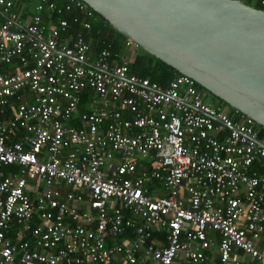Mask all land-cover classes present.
Returning <instances> with one entry per match:
<instances>
[{
  "label": "built area",
  "instance_id": "obj_1",
  "mask_svg": "<svg viewBox=\"0 0 264 264\" xmlns=\"http://www.w3.org/2000/svg\"><path fill=\"white\" fill-rule=\"evenodd\" d=\"M30 2L0 0V264H264L256 123L62 36L83 1Z\"/></svg>",
  "mask_w": 264,
  "mask_h": 264
},
{
  "label": "water",
  "instance_id": "obj_2",
  "mask_svg": "<svg viewBox=\"0 0 264 264\" xmlns=\"http://www.w3.org/2000/svg\"><path fill=\"white\" fill-rule=\"evenodd\" d=\"M81 1L144 52L264 129V10L235 0Z\"/></svg>",
  "mask_w": 264,
  "mask_h": 264
},
{
  "label": "trees",
  "instance_id": "obj_3",
  "mask_svg": "<svg viewBox=\"0 0 264 264\" xmlns=\"http://www.w3.org/2000/svg\"><path fill=\"white\" fill-rule=\"evenodd\" d=\"M25 3V8H29L31 14H34V3L30 2V0H23ZM245 4L254 7L255 9L264 10V6L260 5V3L255 0H242ZM254 3V4H252ZM28 10V11H29ZM97 20L92 24L91 29L88 32L81 30V21L84 20L83 17L77 18V22H73V19L76 18L74 13L72 14H63L62 17L69 21V29L65 33H61L62 36H66V34H70L72 37H75L76 34L81 31L83 32V39L89 43L91 47L92 53L97 56L102 51H108L111 54L110 60L113 63H120L125 60L128 64L129 71L141 78H148L151 82L157 83L161 88H165L169 82L176 76L179 75L174 69L165 65L160 60L156 59L154 56L144 52L141 48L136 49H128L125 47V42L127 38L122 34L118 33L115 29H113L103 18L98 16L94 12ZM50 19L51 21L54 18L50 15L44 16V24H46V19ZM4 21V17L0 13V23ZM60 42L63 44L69 45L70 42L66 41L64 37L59 38ZM124 57V58H122ZM5 70H15V68L4 67ZM198 91H200L204 100H207V95L211 96L201 87L196 85ZM217 103L222 105L224 108H229V112L227 114L231 117L233 116L234 109L230 108L228 105L223 103L221 100L213 97ZM9 117H11V111L8 109L1 110L0 108V121H5ZM256 132L258 134V139L262 140L264 138V129L260 126L256 125ZM3 173L17 171L14 166H9L8 168L2 169ZM129 236L132 235L130 231L127 233ZM159 236V233H155L153 238ZM122 242V239H119Z\"/></svg>",
  "mask_w": 264,
  "mask_h": 264
},
{
  "label": "crops",
  "instance_id": "obj_4",
  "mask_svg": "<svg viewBox=\"0 0 264 264\" xmlns=\"http://www.w3.org/2000/svg\"><path fill=\"white\" fill-rule=\"evenodd\" d=\"M29 8L27 7L26 9H25V11H23V20H25L24 18H26V19H29L28 17L31 15V11L29 10ZM26 14V15H25Z\"/></svg>",
  "mask_w": 264,
  "mask_h": 264
},
{
  "label": "rangeland",
  "instance_id": "obj_5",
  "mask_svg": "<svg viewBox=\"0 0 264 264\" xmlns=\"http://www.w3.org/2000/svg\"><path fill=\"white\" fill-rule=\"evenodd\" d=\"M252 4H254V3H252ZM210 97H211V96H208V95H207V100H206V101H208V99H209V100H213V102H214V101L216 102V100H215L214 98L211 99ZM208 102H209V101H208ZM209 103H211V102H209Z\"/></svg>",
  "mask_w": 264,
  "mask_h": 264
},
{
  "label": "flooded vegetation",
  "instance_id": "obj_6",
  "mask_svg": "<svg viewBox=\"0 0 264 264\" xmlns=\"http://www.w3.org/2000/svg\"><path fill=\"white\" fill-rule=\"evenodd\" d=\"M210 98L212 99V96ZM208 101L211 102V103L215 102V101L213 102V100H209V99H208ZM226 111L229 112V108H226Z\"/></svg>",
  "mask_w": 264,
  "mask_h": 264
}]
</instances>
